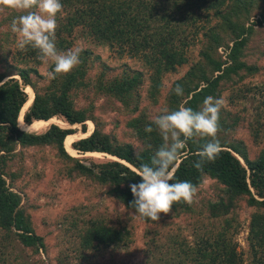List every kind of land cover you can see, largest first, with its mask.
Masks as SVG:
<instances>
[{
	"label": "trees",
	"instance_id": "trees-1",
	"mask_svg": "<svg viewBox=\"0 0 264 264\" xmlns=\"http://www.w3.org/2000/svg\"><path fill=\"white\" fill-rule=\"evenodd\" d=\"M61 3L62 10L56 16L58 52L71 48L80 27L120 56H138L150 70L149 98L153 104H159V110L142 108L140 88L144 74L130 67L111 75V68L103 64L104 70L90 75L91 59L81 57L80 65L71 72L48 82L42 81L44 78L36 67L0 72V229L5 231L4 241L13 237L34 252L44 251L46 244L35 232L31 216L22 206L21 194L7 181L3 167L6 156L16 153L17 146H51L58 157L70 163L69 176H85L107 186L111 195L132 209L129 185L141 181L137 172L143 164L151 163L163 142L154 125L151 133L145 131L151 117L165 110H177L181 104L198 111L206 97L221 98L223 92L249 75L247 72H256L257 67L248 63L244 54L255 29L264 26V0H61ZM19 15L10 16V23ZM195 46H200L197 59L192 58ZM222 48L226 58L219 53ZM2 49L5 54L1 63L6 64L12 54L5 45ZM15 55L19 63L34 62L37 66L42 63L38 50L31 47L19 48ZM185 65H189L188 70L174 81L161 101L164 75ZM177 85L182 87L183 95L175 93ZM89 88L122 104L126 125L145 149L133 143H118L97 123L92 105L76 106L74 96ZM24 109L23 120L27 125L44 126L60 117L71 127L52 122L41 133L30 131L21 125ZM240 121L237 114L222 106L220 132L235 130ZM89 122L94 126L92 132L83 137L90 130ZM76 124H81L82 132L74 141L77 134L72 126ZM217 139L221 144L219 155L205 162L201 170L194 164L200 159L197 153L206 139L189 140L174 173L173 182L189 181L197 188L207 178L219 183L215 187V200H202L200 206L194 200L191 204L183 201L173 204L170 212L174 215L186 213L207 220L204 230L196 234L195 244L186 239L178 243L181 259L178 264H264V146L251 159L243 141ZM69 141L77 153H107L119 160L87 163L69 152L66 147ZM243 198L260 209L252 214L249 224L252 257L248 260L233 237L239 232L233 213ZM82 234L85 246L119 244L128 237L127 229L110 227L100 220L90 221ZM4 241L0 239V264H24L16 251H7Z\"/></svg>",
	"mask_w": 264,
	"mask_h": 264
},
{
	"label": "rangeland",
	"instance_id": "rangeland-1",
	"mask_svg": "<svg viewBox=\"0 0 264 264\" xmlns=\"http://www.w3.org/2000/svg\"><path fill=\"white\" fill-rule=\"evenodd\" d=\"M21 13L12 9L0 10V72L14 70L15 67H36L44 78L42 81L48 82L51 79L48 74L54 70L52 61H42L37 66L34 62L19 63L16 58L15 54L19 49L18 37L11 31L9 18ZM73 39L70 49L79 51L80 61L83 58L91 59L88 64L90 75L104 70L103 64L111 68V75L120 74L128 67L142 71L144 81L140 88L141 106L143 109L159 110V104H153L149 98L150 70L141 58L120 56L108 44L97 42L80 27L76 29ZM3 45L9 48L12 54L6 64L1 63L5 54ZM199 50L200 46L193 48L192 58L199 57ZM219 53L226 58L225 49H220ZM244 59L257 67L256 72H247L249 75L221 96L223 107L237 114L241 121L235 130L227 134L225 131H218L217 137L243 141L249 157L254 159L264 146V26L255 29L245 50ZM188 68L189 65H185L177 72L164 75L161 101L169 87L181 78ZM30 97L33 99L32 94ZM74 101L79 108L92 105L97 123L118 143H133L142 150L145 149L143 143L126 125L124 107L115 98L96 93L89 88L79 91L78 95L74 96ZM22 118L21 115V120ZM52 122L71 127L60 117H55L49 123ZM89 127H94L91 122ZM72 128L76 129L77 137L73 138L75 141L81 136L82 126L76 124ZM46 129V126H43L37 132L41 133ZM72 143L71 141L70 146ZM75 153L73 156L80 157L87 163L115 159L107 153L82 154L76 150ZM69 165L70 163L58 157L57 151L51 146H17L16 153L6 156L3 167L7 181L21 194L22 206L30 214L35 232L44 238L46 244L44 251L34 252L31 247L22 245L18 239L8 237L13 239L10 245L12 239L4 241L5 231L0 229V239L7 244V251H16L24 264H178V260H181L178 243L186 239L193 245L196 234L204 230L206 219L199 220L198 216L186 213H161L156 223L146 222L136 215L134 210L127 208L123 202L111 195L107 186L85 176H69ZM218 184L214 179H205L193 198L195 205L200 206L199 202L205 199H217L215 187ZM238 204L233 214L237 216L239 232L233 237L238 243L239 251H243L245 259L248 260L252 257L248 244L249 224L252 214L260 209L249 205L246 198L241 199ZM94 220H100L110 227L127 229L126 241L107 246H85L82 232L89 222Z\"/></svg>",
	"mask_w": 264,
	"mask_h": 264
},
{
	"label": "clouds",
	"instance_id": "clouds-1",
	"mask_svg": "<svg viewBox=\"0 0 264 264\" xmlns=\"http://www.w3.org/2000/svg\"><path fill=\"white\" fill-rule=\"evenodd\" d=\"M62 7L61 0H0V10L26 12L11 21V31L17 35L20 49H36L41 61L54 63V70L48 74L50 78L67 74L80 63L78 50L58 52L56 47V16ZM174 91L183 95L179 85ZM223 103L222 98L208 96L198 111L181 104L177 110H165L151 117V124L145 126V131L151 133L154 125L163 142L151 163L143 164L137 172L141 181L129 185L133 194L130 207L136 215L158 221L160 214L169 213L174 203L193 202L197 187L189 181L173 182L174 173L189 140L206 139L197 153L200 158L194 164L197 170L219 155L221 144L217 133Z\"/></svg>",
	"mask_w": 264,
	"mask_h": 264
},
{
	"label": "bare ground",
	"instance_id": "bare-ground-1",
	"mask_svg": "<svg viewBox=\"0 0 264 264\" xmlns=\"http://www.w3.org/2000/svg\"><path fill=\"white\" fill-rule=\"evenodd\" d=\"M29 104H31V103H29ZM27 108V107H26ZM25 108V109H26ZM25 109L23 110V113H24V111H25ZM22 116H23V114H22ZM55 118V117H54ZM50 121H52V120H49L48 121V123L46 124V125H44V126H46V128H48V126H49V122ZM59 122H57V124H58ZM60 124V123H59ZM21 125L23 126V127H25V128H27V129H29L30 131H39L40 130V128L41 127H43V126H30V125H27L26 123H25V121L23 120V118H22V120H21ZM60 125H63V123L62 124H60ZM45 129V128H44ZM92 129H90L89 130V132L88 133H86V134H84V135H82L83 137H87L88 135H90L89 133L90 132H92L91 131ZM70 144H71V141H69L67 144H66V146H67V148H68V150L72 153V154H76L75 153V150L72 148V146H70ZM87 154H100L99 152H89V153H87ZM115 159H117V160H119V158H117V157H114Z\"/></svg>",
	"mask_w": 264,
	"mask_h": 264
}]
</instances>
